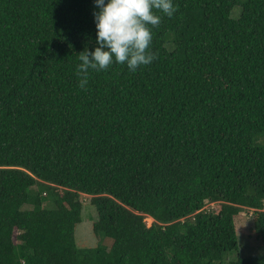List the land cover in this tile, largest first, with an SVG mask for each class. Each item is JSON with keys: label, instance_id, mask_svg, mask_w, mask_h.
Instances as JSON below:
<instances>
[{"label": "trees", "instance_id": "trees-1", "mask_svg": "<svg viewBox=\"0 0 264 264\" xmlns=\"http://www.w3.org/2000/svg\"><path fill=\"white\" fill-rule=\"evenodd\" d=\"M175 3L150 64L81 88L93 0H0V264H264V0Z\"/></svg>", "mask_w": 264, "mask_h": 264}, {"label": "clouds", "instance_id": "clouds-1", "mask_svg": "<svg viewBox=\"0 0 264 264\" xmlns=\"http://www.w3.org/2000/svg\"><path fill=\"white\" fill-rule=\"evenodd\" d=\"M95 45L78 53V84L85 87L92 71L107 70L124 64L135 72L150 64L156 53L151 50L153 28L163 16L171 18L178 10L175 0H93ZM153 222V220H152Z\"/></svg>", "mask_w": 264, "mask_h": 264}, {"label": "rangeland", "instance_id": "rangeland-1", "mask_svg": "<svg viewBox=\"0 0 264 264\" xmlns=\"http://www.w3.org/2000/svg\"><path fill=\"white\" fill-rule=\"evenodd\" d=\"M237 15L236 8L233 9L232 17ZM82 218L75 228V241L78 246L95 247L98 244L97 237L93 234L92 223L96 219L95 209L91 207L89 196L82 195ZM217 203H206L204 208H214ZM46 207H50L49 202ZM146 225L150 226L152 220L145 219ZM236 233L239 236L241 246L239 253L243 256L257 255L261 252L260 241L253 233L252 210H243L235 219ZM101 239V238H99ZM99 245H109V239L102 238Z\"/></svg>", "mask_w": 264, "mask_h": 264}, {"label": "bare ground", "instance_id": "bare-ground-1", "mask_svg": "<svg viewBox=\"0 0 264 264\" xmlns=\"http://www.w3.org/2000/svg\"><path fill=\"white\" fill-rule=\"evenodd\" d=\"M151 219V218H150ZM152 220V219H151Z\"/></svg>", "mask_w": 264, "mask_h": 264}]
</instances>
